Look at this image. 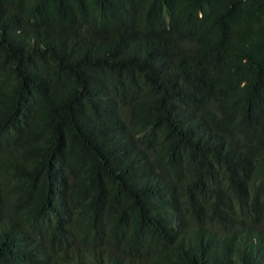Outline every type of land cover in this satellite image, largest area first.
Instances as JSON below:
<instances>
[{
    "label": "trees",
    "instance_id": "obj_1",
    "mask_svg": "<svg viewBox=\"0 0 264 264\" xmlns=\"http://www.w3.org/2000/svg\"><path fill=\"white\" fill-rule=\"evenodd\" d=\"M0 264H264V0H0Z\"/></svg>",
    "mask_w": 264,
    "mask_h": 264
}]
</instances>
